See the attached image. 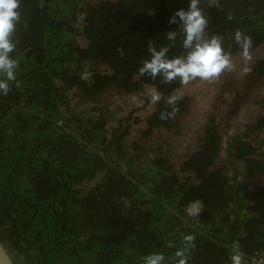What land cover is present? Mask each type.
<instances>
[{
    "label": "trees",
    "instance_id": "1",
    "mask_svg": "<svg viewBox=\"0 0 264 264\" xmlns=\"http://www.w3.org/2000/svg\"><path fill=\"white\" fill-rule=\"evenodd\" d=\"M218 4L201 8L225 51L240 55L237 29L251 52L264 48V0ZM187 7L21 0L11 54L20 63L0 95V240L16 264H144L154 252L172 264L185 234L196 236L189 264H231L236 246L246 264L264 261V57L250 61L243 90L226 95L232 83H221V103L176 158L192 97L178 81L137 76L148 43L168 45L169 18ZM183 54L178 36L168 56ZM173 94L177 111L162 120ZM116 98L125 112L113 117ZM193 200L203 203L198 219L185 213Z\"/></svg>",
    "mask_w": 264,
    "mask_h": 264
},
{
    "label": "clouds",
    "instance_id": "2",
    "mask_svg": "<svg viewBox=\"0 0 264 264\" xmlns=\"http://www.w3.org/2000/svg\"><path fill=\"white\" fill-rule=\"evenodd\" d=\"M202 0H188L187 10L178 9L169 18L170 24H177V30L167 31L166 39L170 42L166 46L157 49L151 42L147 45L149 58L141 62L137 70V76H149L155 80L161 78V82L172 84L178 81L181 85H188L194 80L214 81L218 80L225 72H232L236 65L232 60L231 51H225L223 37L209 35V17L201 8ZM209 8L218 7V0H205ZM21 0H0V95L7 96L10 91V82L16 80V70L19 67V59L11 55L16 51L14 36L17 26L21 24L20 12ZM82 18V17H81ZM232 19L231 14L227 17ZM24 26L27 27L26 22ZM181 37L183 55L169 58L168 53L174 45L177 37ZM231 39L240 49L242 65L240 71L247 75L250 71L252 59V39L241 30L237 29ZM121 56L123 50L118 49ZM162 94L153 88L151 90V102L158 103ZM182 99L181 95H170L167 103L172 106L171 112H162L160 119L172 117L177 111L175 105ZM203 212V203L193 200L185 207V213L189 217L199 218ZM196 236L185 234L182 237V247L178 248L172 264H189L190 253L196 248ZM163 253L154 252L143 257L144 264H165ZM231 264H246L245 254L236 246L230 255ZM264 264V261L261 262Z\"/></svg>",
    "mask_w": 264,
    "mask_h": 264
},
{
    "label": "rangeland",
    "instance_id": "3",
    "mask_svg": "<svg viewBox=\"0 0 264 264\" xmlns=\"http://www.w3.org/2000/svg\"><path fill=\"white\" fill-rule=\"evenodd\" d=\"M251 55H252L251 61L258 59L259 57H264V48H259L256 51L251 52ZM232 60L236 65V69L232 72H225L218 80L208 82L197 79L181 88L182 91L189 93L192 97V103L190 105L191 113L185 118L186 124L185 125L183 124L182 136L180 137L178 136L175 138V140L177 141H175L173 148L171 149V151H173L172 153L173 157L176 158L178 156L177 153L179 152L183 153L185 150L189 149L187 147L193 145L192 143L193 141H190L191 138L193 139V137L196 136V134L199 132L206 119L209 117L208 115L211 113V111L215 110L216 103L220 102L219 94L222 95L224 90V88L221 87V83L223 82L232 83V85L226 87L227 90L225 92L226 95L227 92L230 93L236 89L243 90L244 87L246 86L244 74H242L240 71V67L242 65L240 55L233 56ZM259 87L262 90V92H264V85L263 84L259 85ZM74 102L75 101H73V104ZM137 102H138L137 105L141 106V103L143 101L139 99ZM115 103L116 104H113L114 109H111L110 107V111H112L113 117L114 115L119 114L118 112L121 111L125 112V110L119 107L121 103H124L123 99H118L117 101H115ZM83 110L86 111V107H83ZM87 115L92 116L93 110L88 111ZM218 116L220 117V113ZM117 118H121V117H117ZM161 141L162 138L155 140L157 145H159Z\"/></svg>",
    "mask_w": 264,
    "mask_h": 264
},
{
    "label": "water",
    "instance_id": "4",
    "mask_svg": "<svg viewBox=\"0 0 264 264\" xmlns=\"http://www.w3.org/2000/svg\"><path fill=\"white\" fill-rule=\"evenodd\" d=\"M0 264H16L4 243L0 240Z\"/></svg>",
    "mask_w": 264,
    "mask_h": 264
},
{
    "label": "built area",
    "instance_id": "5",
    "mask_svg": "<svg viewBox=\"0 0 264 264\" xmlns=\"http://www.w3.org/2000/svg\"><path fill=\"white\" fill-rule=\"evenodd\" d=\"M262 261H263L262 259L257 258V257H252L251 260H250V262H251L252 264H255V263H261Z\"/></svg>",
    "mask_w": 264,
    "mask_h": 264
}]
</instances>
